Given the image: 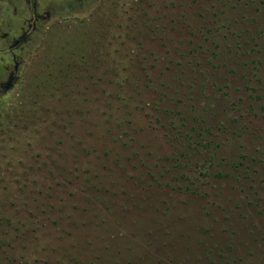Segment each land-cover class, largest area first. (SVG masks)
<instances>
[{
    "label": "rangeland",
    "instance_id": "1",
    "mask_svg": "<svg viewBox=\"0 0 264 264\" xmlns=\"http://www.w3.org/2000/svg\"><path fill=\"white\" fill-rule=\"evenodd\" d=\"M94 1L24 0L0 264H264V0Z\"/></svg>",
    "mask_w": 264,
    "mask_h": 264
},
{
    "label": "flooded vegetation",
    "instance_id": "2",
    "mask_svg": "<svg viewBox=\"0 0 264 264\" xmlns=\"http://www.w3.org/2000/svg\"><path fill=\"white\" fill-rule=\"evenodd\" d=\"M105 0H96L91 5H104ZM31 18L37 19L38 16L35 0H29ZM26 20V7L24 0H0V52L9 51L10 62L7 71L0 77V92L12 89L16 83L19 71L23 64V55L26 53V33H19V25ZM10 33L8 36H5ZM9 40L7 41V38ZM6 69V68H4Z\"/></svg>",
    "mask_w": 264,
    "mask_h": 264
}]
</instances>
